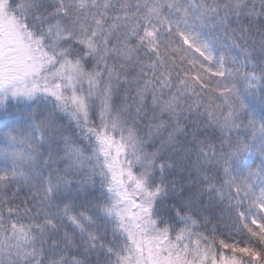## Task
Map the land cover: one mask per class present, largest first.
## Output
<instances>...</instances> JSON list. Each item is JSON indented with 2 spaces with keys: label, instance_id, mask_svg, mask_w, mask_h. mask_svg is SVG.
Returning a JSON list of instances; mask_svg holds the SVG:
<instances>
[{
  "label": "trees",
  "instance_id": "obj_1",
  "mask_svg": "<svg viewBox=\"0 0 264 264\" xmlns=\"http://www.w3.org/2000/svg\"><path fill=\"white\" fill-rule=\"evenodd\" d=\"M53 1L44 11L37 0H16L20 7L12 18L29 46L44 39L49 17L78 25L75 0ZM101 2L105 12L95 29L103 42L95 48L108 50L104 69L82 61L85 32L93 33L87 24L78 37L62 41L58 58L49 49L44 56L53 65L59 58L77 60L98 77L101 89L109 90L106 109L87 106L83 127V119L65 103L54 106L59 95H51V108L62 113L48 125L46 103L36 97L30 112L16 114L25 126L31 121L39 127L40 141L21 131V120L0 125V232L9 235L7 263L125 264L132 242L117 224L113 191L101 180L79 183L62 174L65 148L73 150L86 133V139L105 137L111 150L117 141L122 165L121 140L141 138L138 147L150 168L136 189L149 199L150 232L164 235L157 242L174 256L195 264H264V0ZM41 73L24 68L19 84L35 83ZM250 79L256 82L247 86ZM8 116L0 108V120ZM13 166L23 170L15 180L8 170ZM247 187L254 199L251 221L243 225L234 191Z\"/></svg>",
  "mask_w": 264,
  "mask_h": 264
},
{
  "label": "rangeland",
  "instance_id": "obj_2",
  "mask_svg": "<svg viewBox=\"0 0 264 264\" xmlns=\"http://www.w3.org/2000/svg\"><path fill=\"white\" fill-rule=\"evenodd\" d=\"M33 5L34 1L31 0ZM52 0H37V4L43 8L44 11L49 10V5ZM54 0L53 2H56ZM75 8L78 9L80 19L79 23L75 27L66 26L64 19H52L47 24L48 28H43L41 34L44 39L39 36L36 41V48L30 49L26 55H19L10 51L13 40H17L14 43L24 44V42L12 37H5L0 32V82L7 80L9 77L13 79L10 84L18 83L22 80L20 76L26 66H30L34 70L45 67H53L54 75L56 77L49 76L46 73L47 79L50 82L54 80L58 83H62L61 87L66 94L67 105L73 110L75 116L84 115L85 100L91 99L92 106L94 108L106 109L109 100V90L104 87V90H100L98 84V77L87 74L81 69V63L79 61H72L69 59H58L53 62L44 56L49 49V53L52 56L58 58V46L62 44L64 39L70 37H78L80 35L81 25L87 24L91 27L93 33H86L84 35L83 54L82 61H90L100 64L104 69V61L108 56V50L95 48L102 45L103 39H99L101 34L97 32L95 28L99 26L101 21V15L104 14L105 5L101 0H75ZM20 3L15 4L13 7L10 5H4L2 15L6 10L19 11ZM60 14H62L60 12ZM120 18V17H119ZM76 18L75 20H77ZM0 26L5 28L7 26L1 21ZM12 26V25H11ZM119 29L122 26L121 19L118 23ZM111 25L108 24L107 29ZM115 31V25L112 24V32L110 37ZM42 46L40 47V44ZM25 45V44H24ZM35 54L38 58H35ZM91 71L94 66H91ZM47 68V72H48ZM44 73V69H42ZM98 75V73L96 72ZM19 90V91H18ZM25 91V92H23ZM12 96L7 99H2L3 107L8 99L12 104L8 107L9 110H15L19 105H13L17 100L24 102L23 96L32 97L34 92H30V89L12 88L7 92ZM17 94H21L22 98H18ZM80 94V96H78ZM30 99L27 101V103ZM6 121H3L5 123ZM86 121H83V127H85ZM28 131V130H27ZM30 139V135L25 133ZM86 133L81 136L82 142L78 143L76 147L72 149L65 148L64 156L62 160L65 162V168L62 171L64 178L66 176H72L73 181L76 182H95L101 180L105 182L110 190L113 191L114 198L119 202L120 206H112L114 215L119 219L117 224L122 230L123 235L131 240L128 241L127 248V261L126 264H159L162 262L164 256L161 253H154V249L158 248L159 242L153 240L150 237V230L147 226L146 212L148 209V198H144L141 195L139 187L149 176L150 160L147 156H144L141 152L138 144L141 140L133 138L128 144L123 145V165L119 163L117 141L114 143L112 150L111 144L105 137L93 135L90 139H86ZM25 142L23 141V144ZM87 146V147H86ZM91 147V148H90ZM90 148V150H88ZM251 161V155H247L242 163V168H245ZM68 162L70 164L67 166ZM63 178V179H64ZM61 180V179H60ZM61 182V181H60ZM136 189V190H134ZM116 201V202H117ZM122 201V205L120 203ZM138 201L136 204L135 202ZM241 200H239L240 202ZM116 209V210H115ZM139 210V211H138ZM240 218L245 220V215L239 212ZM157 236V235H155ZM5 239L0 237V264H4L5 257ZM167 247V252H168ZM133 256L135 259L133 261ZM169 259V258H168ZM233 263V262H230Z\"/></svg>",
  "mask_w": 264,
  "mask_h": 264
}]
</instances>
